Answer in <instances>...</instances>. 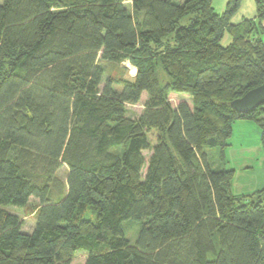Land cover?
Returning <instances> with one entry per match:
<instances>
[{
	"label": "trees",
	"instance_id": "16d2710c",
	"mask_svg": "<svg viewBox=\"0 0 264 264\" xmlns=\"http://www.w3.org/2000/svg\"><path fill=\"white\" fill-rule=\"evenodd\" d=\"M1 1L0 264H264V189L234 195L226 159L237 121L264 145V104L231 108L264 84V1L237 24L244 0ZM127 60L135 80H105ZM31 198L26 234L6 207Z\"/></svg>",
	"mask_w": 264,
	"mask_h": 264
},
{
	"label": "rangeland",
	"instance_id": "374dc122",
	"mask_svg": "<svg viewBox=\"0 0 264 264\" xmlns=\"http://www.w3.org/2000/svg\"><path fill=\"white\" fill-rule=\"evenodd\" d=\"M228 1L229 0H214L213 5H214L216 12L217 13L224 12ZM1 2L2 1L0 0V3ZM256 15H257L256 0H244L242 2L240 10L234 16L232 22L235 24L241 23L242 20L254 18ZM230 41H231V37L229 36V34L226 33L222 43L224 45H227ZM102 64L107 71L105 75V80L109 77H112L115 79L123 78L126 80L133 81L136 78L137 69L129 60L121 64H118V65H112L109 63H102ZM160 78L162 79V77ZM169 99L174 107H177L178 104L182 100H185L189 104H191V97H189L188 95L171 93ZM146 100H147V94L145 93L142 96L141 101L137 105H127V116L133 119L138 118L145 109ZM253 124L255 125L256 123L253 122ZM243 128L244 127H241L240 129H243ZM149 137H150L152 146L155 145V143L157 142V134L151 133ZM150 153H151L150 151L145 152V156L148 158L150 156ZM261 158H262L261 161H263L264 154ZM263 167H264V163H263ZM256 169L257 167H255V171ZM67 174H68V168L64 166L60 169V171H58L57 176H59L62 180L66 181ZM261 178H264V174L262 175ZM246 180L248 183L251 182V180L248 181L249 179H246ZM39 207H40L39 200L36 198H31L28 205L24 208H16V207L9 206V207H6V209L11 213L16 214L22 220V223H23L22 231L26 234H30L32 233L35 227L37 212H38ZM87 216L94 218L91 212H87ZM141 226L142 224H141V221L139 220H128L122 224L124 234L132 245L136 244L139 232L141 230ZM86 257H87V254L85 252L77 253L75 259L73 260V264H84Z\"/></svg>",
	"mask_w": 264,
	"mask_h": 264
},
{
	"label": "crops",
	"instance_id": "0c3cea01",
	"mask_svg": "<svg viewBox=\"0 0 264 264\" xmlns=\"http://www.w3.org/2000/svg\"><path fill=\"white\" fill-rule=\"evenodd\" d=\"M263 154L261 129L251 121H237L226 149L228 168L234 171V195H248L264 189V178H261L264 174Z\"/></svg>",
	"mask_w": 264,
	"mask_h": 264
},
{
	"label": "water",
	"instance_id": "95a60500",
	"mask_svg": "<svg viewBox=\"0 0 264 264\" xmlns=\"http://www.w3.org/2000/svg\"><path fill=\"white\" fill-rule=\"evenodd\" d=\"M264 104V84L249 91L242 98L236 99L231 103V108L239 114L253 112Z\"/></svg>",
	"mask_w": 264,
	"mask_h": 264
},
{
	"label": "bare ground",
	"instance_id": "6f19581e",
	"mask_svg": "<svg viewBox=\"0 0 264 264\" xmlns=\"http://www.w3.org/2000/svg\"><path fill=\"white\" fill-rule=\"evenodd\" d=\"M137 73V72H136Z\"/></svg>",
	"mask_w": 264,
	"mask_h": 264
}]
</instances>
